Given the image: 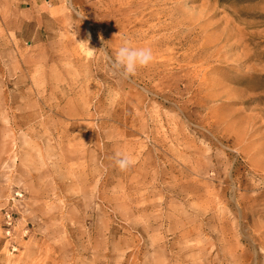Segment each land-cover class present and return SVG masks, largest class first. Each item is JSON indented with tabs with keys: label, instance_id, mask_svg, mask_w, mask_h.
Here are the masks:
<instances>
[{
	"label": "rangeland",
	"instance_id": "rangeland-1",
	"mask_svg": "<svg viewBox=\"0 0 264 264\" xmlns=\"http://www.w3.org/2000/svg\"><path fill=\"white\" fill-rule=\"evenodd\" d=\"M0 264H264V0H0Z\"/></svg>",
	"mask_w": 264,
	"mask_h": 264
},
{
	"label": "clouds",
	"instance_id": "clouds-1",
	"mask_svg": "<svg viewBox=\"0 0 264 264\" xmlns=\"http://www.w3.org/2000/svg\"><path fill=\"white\" fill-rule=\"evenodd\" d=\"M101 39H103L101 37ZM81 44H88L86 41ZM107 55V50H104ZM109 61L113 74H120L124 78H130L135 75L138 69L149 66L153 60L151 48L133 47L128 39H123L120 46L115 50L114 56H109ZM115 164L121 170L125 171L132 166L135 161L126 153L117 151L115 153Z\"/></svg>",
	"mask_w": 264,
	"mask_h": 264
}]
</instances>
